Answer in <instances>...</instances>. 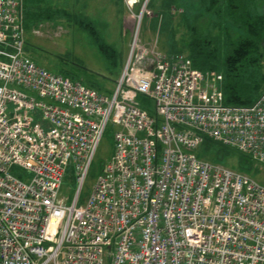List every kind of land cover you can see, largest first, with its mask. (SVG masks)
Here are the masks:
<instances>
[{"label": "built area", "instance_id": "1", "mask_svg": "<svg viewBox=\"0 0 264 264\" xmlns=\"http://www.w3.org/2000/svg\"><path fill=\"white\" fill-rule=\"evenodd\" d=\"M26 45L25 0H0V264H264V183L198 155L211 139L264 165V90L226 104L222 73L136 42L109 94Z\"/></svg>", "mask_w": 264, "mask_h": 264}, {"label": "rangeland", "instance_id": "2", "mask_svg": "<svg viewBox=\"0 0 264 264\" xmlns=\"http://www.w3.org/2000/svg\"><path fill=\"white\" fill-rule=\"evenodd\" d=\"M128 1L25 0V8L29 11L44 14L47 9H59L67 12H53V18L43 19L26 31V49L29 55L52 71L55 70V65L60 64V68L64 67L74 73V78L83 84L95 86L99 91L110 94L120 81L136 42V50L141 46H156L158 51L169 57L180 53L190 54L186 43L194 32L190 26L195 24L196 17L188 10L191 14L188 13L186 18L187 11L178 9L179 5L186 8L185 5L177 3L178 6L170 4L167 7L168 0H148L143 8L146 0H135L136 2L131 4ZM200 23L205 25V19H201ZM260 69L262 78L264 58ZM209 72L221 73L214 70ZM148 103L153 108V100L149 99ZM115 129L110 124L103 135L85 180L82 198L93 189L103 163L113 154ZM199 151L216 154L221 152L222 148L218 142L211 141L205 142ZM231 152L226 153L220 162L239 170V156L237 152ZM254 166H258L259 170L254 168L252 176L264 183V165L256 162ZM12 172L17 177L21 173L25 174V171L17 166L13 167ZM75 181L76 177L69 168L61 188V197L67 198L68 204L77 187Z\"/></svg>", "mask_w": 264, "mask_h": 264}, {"label": "trees", "instance_id": "3", "mask_svg": "<svg viewBox=\"0 0 264 264\" xmlns=\"http://www.w3.org/2000/svg\"><path fill=\"white\" fill-rule=\"evenodd\" d=\"M177 3L186 6V8L181 5L178 7L179 10H183L182 12L187 11L186 18L190 13L188 10L196 17L195 24L190 26L188 22L194 32L186 43L190 51L187 55L194 67L202 71L214 70L223 74L222 90L226 104L253 103L264 90V76L261 78L262 74H260V65L264 58V0H168L167 7L170 4L178 6ZM61 11L62 14H67L65 10L59 9H47L43 14L25 8L26 31L43 19L53 18V12L58 14ZM201 19H205V25L200 23ZM83 25L89 27L87 24ZM206 29L208 31H204ZM54 67V72L77 80L74 78V73L64 67L60 68V64ZM211 141L215 142L206 139L203 144ZM220 145L221 152L211 154L207 151H198V155L220 162L226 153L234 151L239 156L240 171L253 175L251 172L254 168L257 167L259 170L258 166H254L256 161L250 155Z\"/></svg>", "mask_w": 264, "mask_h": 264}, {"label": "water", "instance_id": "4", "mask_svg": "<svg viewBox=\"0 0 264 264\" xmlns=\"http://www.w3.org/2000/svg\"><path fill=\"white\" fill-rule=\"evenodd\" d=\"M147 1H148V0H146L145 5L143 6V8H145V6H146V4H147ZM141 13H143V11H142Z\"/></svg>", "mask_w": 264, "mask_h": 264}, {"label": "bare ground", "instance_id": "5", "mask_svg": "<svg viewBox=\"0 0 264 264\" xmlns=\"http://www.w3.org/2000/svg\"><path fill=\"white\" fill-rule=\"evenodd\" d=\"M132 2H135V0H131Z\"/></svg>", "mask_w": 264, "mask_h": 264}]
</instances>
